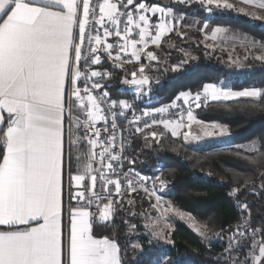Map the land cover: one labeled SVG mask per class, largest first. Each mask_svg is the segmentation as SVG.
<instances>
[{"label": "snow or ice", "instance_id": "1", "mask_svg": "<svg viewBox=\"0 0 264 264\" xmlns=\"http://www.w3.org/2000/svg\"><path fill=\"white\" fill-rule=\"evenodd\" d=\"M242 3L264 9V0ZM193 6L207 17L214 10L245 13L229 0H0V264H129V251L138 253L132 264H170L159 252L145 261L144 246L130 239L138 231L133 221L147 218V209L137 211L143 192L160 215L140 227L152 240L173 243L165 235L170 224L158 227L173 210L163 199L169 183L160 173L137 171L139 155L162 149L166 133L184 143L228 135L227 124L194 115L202 102L264 104V89L205 83L202 92L182 91L167 105L142 106L151 92L148 73L162 62L157 50L166 37L188 35L183 10ZM208 29L206 18L197 29L205 40L225 31L217 26L209 36ZM244 39L249 49H264ZM179 51L184 63L195 59ZM252 58L264 62V52ZM115 80L133 88L132 100L110 92L106 81ZM166 113L172 118H162ZM246 151L241 159L251 174L233 172L230 191L239 223L213 234L224 241L217 264H264V224L253 223L246 202L249 194L264 199V135ZM191 226L210 239L206 226Z\"/></svg>", "mask_w": 264, "mask_h": 264}, {"label": "trees", "instance_id": "2", "mask_svg": "<svg viewBox=\"0 0 264 264\" xmlns=\"http://www.w3.org/2000/svg\"><path fill=\"white\" fill-rule=\"evenodd\" d=\"M159 2V0H157ZM198 6L191 10L184 9L188 15L198 17L205 13L197 11ZM216 25L233 26L241 33L251 35L264 41V23L252 20L245 14H234L233 11L217 15L212 19ZM188 35L181 40L174 34L162 41L161 49L157 53L168 56L167 68L153 71L151 75L159 77L160 82L155 83L151 90L150 107L168 104L182 91H202L205 83H218L224 81L234 90H242L249 87L264 89V62L255 70H244L241 73L228 71L216 60L209 58L204 45L202 32L197 29L186 27ZM193 36L195 42L188 41ZM176 45L168 48V44ZM199 44V47L195 45ZM192 48L195 59H190L180 71H173L170 63L182 60L183 55L180 48ZM150 46L149 50H154ZM163 58V57H162ZM252 64V62H249ZM119 71V70H118ZM111 85H114L112 87ZM110 92L121 98L133 99L134 94L121 89V81H111ZM261 102L251 101L248 98H239L233 101L213 102L209 101L197 109L196 115L205 121H216L229 126L231 136L226 140L229 146L213 145L204 150L195 148L194 145L184 143L179 138L170 137L166 133V139L161 141L163 148L155 146L158 150L146 151L139 155L140 163L135 168L145 173H160L168 183V200L178 209L195 217L200 223L211 227L212 232H219L222 228L227 229L229 225L235 226L239 223V208L234 197L230 195L234 186L233 172L240 175L251 174L242 156L248 155L246 150L234 145H241L259 140L264 135V104L260 107H252V104ZM145 103L143 102L144 106ZM173 147L177 152H172ZM163 157L161 171L155 170L158 159ZM154 165V167H153ZM211 173V175H209ZM137 200V211H143L149 207L143 192ZM251 209L253 223L260 227L264 224V199L258 195L249 194L247 197ZM133 222L141 223L142 220L135 219ZM105 234H107V230ZM116 231H124L120 225ZM170 239L172 244L161 248L157 245H147L146 236L140 238L144 246L145 255L143 259L149 260L150 253L161 252L170 259L172 264H217V257L223 251L221 240L210 241L202 239L185 222L176 220ZM121 242L124 243L123 238ZM138 253L129 251V264Z\"/></svg>", "mask_w": 264, "mask_h": 264}, {"label": "rangeland", "instance_id": "3", "mask_svg": "<svg viewBox=\"0 0 264 264\" xmlns=\"http://www.w3.org/2000/svg\"><path fill=\"white\" fill-rule=\"evenodd\" d=\"M229 2L235 4L237 6V8H239V7L245 8V13H240V14H245V15L249 16L252 20H257V21H260V22L264 23V20H258V19L255 18L256 16L264 17V9H258V8H255V7L251 6V5H244L242 3V0H229ZM225 12L226 11H222V10H214L213 14L210 17H207L206 14L203 17H198L196 15H188L186 20L184 21V24L185 25H189L190 26L189 28L198 29L199 25L203 24L205 22V19L207 18L208 21H209V29H208V33L207 34L209 36L211 35V31L214 30V28L217 27V26L222 27V28L225 29L224 32H222L220 34H217V37L214 40L213 39L205 40V38H204L205 37V33L202 32L203 39L201 40V43L203 45L205 43L213 45V47L215 48L214 51L212 49H206L205 48L207 56L209 58H212V59L216 60L219 64L223 65L228 71L233 72V73H241L244 70H255V69L260 68L262 66L260 64V63H262V61L255 60L252 57L255 56V55L262 54V52H264V49H259V48H251V49H249L247 47L248 41L245 40L244 38L248 37L249 39L254 40L257 43H264V41H261V40L255 38V37H253L251 35L243 34V33L240 32V30H238L237 28H235L233 26L216 25V24H214L212 22V19L215 16L222 15ZM227 12H230V11H227ZM233 12H234V14L239 15L237 12H235V11H233ZM253 13L255 14V16L252 15ZM187 39L190 42H195V39L191 35ZM169 44H173V43H169ZM169 44L167 45L168 48H171V49L174 48V47H169ZM183 49L185 51L191 52L192 56H194V57L196 56L194 54L192 48L185 47ZM229 55H231V60L229 59ZM245 56H248V59H245ZM162 57H163L162 58V62L160 64H156L155 62H153V67L154 68H158L159 70L161 68H164L165 70H168L167 65H166L168 63V61H169L168 60V56L163 55ZM190 59L191 58H189L187 60V62L184 63L183 61L185 60V58L183 57L182 60L176 61L174 63H170L169 65H170V67L172 69L175 66L176 67V71H180V70H182L185 67V65L188 63V61ZM164 60H166L167 63H164L163 62ZM233 61H234V63H233ZM249 62H252V64H249ZM126 67L130 68L132 66L131 65H127ZM152 72L153 71L148 73L150 78L152 79L151 90H152V87H153V85L155 83H159L160 82L159 77L151 75ZM106 83H109V85H111V81H107ZM216 84H217L218 87L231 88V86L226 84L224 81H220V82H218ZM121 89L134 94V90L130 86H123L121 84ZM150 98H151V92L148 95H146V97L143 100V102L147 103L148 106L151 103ZM129 100H132V99H129ZM209 101H211V100H209ZM203 104H205V103L202 102V105ZM165 105H167V104H165ZM162 106H164V105H162ZM157 107H161V106H157ZM150 108H154V107H150ZM193 112H194V115H196L197 109L193 108ZM157 130L158 131H163L162 128L157 129ZM209 130L210 131H215L213 129H209ZM193 133L202 135L201 130L196 125H193ZM230 136H231V132H230V129H229V134L226 135V136H223V137H204L203 139H201L199 141L189 142L188 144L194 145L195 148H197L199 150H204V149H206L208 147H211L213 145L229 146V145H232V144H230V142H228L226 140ZM251 142L244 143V144H241V145H234V146L240 147V148H242L244 150H247V148H248V146H249V144ZM167 192H168V188L164 192L163 199L165 201H167L171 205L173 210L171 212L165 214L166 215V219L161 221V223L158 225V227H163V224L165 222L170 224V228L166 230L165 235H167L168 232L171 233L173 231L176 220H181V218L176 215V212L177 211L184 212V211L178 209L177 207H175L168 200V198L166 196ZM184 213L189 214L187 212H184ZM159 215H160L159 212H156V211L152 210L150 207H148L147 208V218H141L142 222L141 223H137V226H138L137 233L135 235L131 236L130 239L131 240H138V242L140 243V238L145 235L146 238H147L146 243H147V245H149V241L152 240L150 232L148 230H146L145 228H142L140 226L148 223L149 219L150 220H155ZM181 221L185 222L197 235H199V233H197L195 231V229L192 228L191 225L193 223H195L198 227H201L202 231L204 230V226H206V225L200 223L199 221H197L194 216H192V219H188L187 216H185V218L183 220H181ZM206 227L208 229V236H209L210 239L203 238V237H201L199 235L202 239L207 240V242L220 240V239H217V238H215L213 236V234L215 232H212L211 227H208V226H206ZM225 239H226V237H225ZM222 242H223L222 245L224 247V241H222ZM151 245H157L159 248H161V247L167 245V243H165L163 241L152 240V244ZM161 250L159 252H161ZM160 254H161L162 257L166 256V255H164L162 253H160ZM166 259H167V261L170 262V259L167 256H166ZM170 264H172V263H170Z\"/></svg>", "mask_w": 264, "mask_h": 264}, {"label": "built area", "instance_id": "4", "mask_svg": "<svg viewBox=\"0 0 264 264\" xmlns=\"http://www.w3.org/2000/svg\"><path fill=\"white\" fill-rule=\"evenodd\" d=\"M107 82V81H106ZM177 103H181V102H177ZM145 109H147V108H150V106H148L147 105V103H145V105L143 106ZM171 112H175L176 110L175 109H172V110H170ZM162 118H172V117H170L169 116V114L168 113H166V114H163V117ZM162 166V163H158L157 164V167L155 168V170H157V171H161V167ZM137 171H140L142 174H145V175H148L150 178L153 176V174H150V173H145V172H143V171H141V170H139V169H137V168H135Z\"/></svg>", "mask_w": 264, "mask_h": 264}, {"label": "water", "instance_id": "5", "mask_svg": "<svg viewBox=\"0 0 264 264\" xmlns=\"http://www.w3.org/2000/svg\"><path fill=\"white\" fill-rule=\"evenodd\" d=\"M163 3L168 4L169 0H162ZM172 246H174V244H172Z\"/></svg>", "mask_w": 264, "mask_h": 264}, {"label": "crops", "instance_id": "6", "mask_svg": "<svg viewBox=\"0 0 264 264\" xmlns=\"http://www.w3.org/2000/svg\"><path fill=\"white\" fill-rule=\"evenodd\" d=\"M169 3H170V0H169ZM169 3H168V4H169ZM163 4H164V5H168V4H165V3H163ZM201 92H202V91H201Z\"/></svg>", "mask_w": 264, "mask_h": 264}, {"label": "bare ground", "instance_id": "7", "mask_svg": "<svg viewBox=\"0 0 264 264\" xmlns=\"http://www.w3.org/2000/svg\"><path fill=\"white\" fill-rule=\"evenodd\" d=\"M112 93V92H111Z\"/></svg>", "mask_w": 264, "mask_h": 264}]
</instances>
